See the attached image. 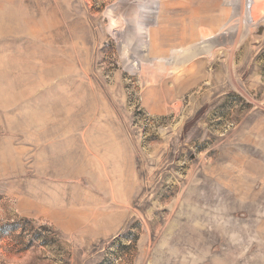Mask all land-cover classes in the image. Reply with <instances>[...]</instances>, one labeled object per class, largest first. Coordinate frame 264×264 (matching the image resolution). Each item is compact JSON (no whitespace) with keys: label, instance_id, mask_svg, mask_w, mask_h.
<instances>
[{"label":"rangeland","instance_id":"obj_1","mask_svg":"<svg viewBox=\"0 0 264 264\" xmlns=\"http://www.w3.org/2000/svg\"><path fill=\"white\" fill-rule=\"evenodd\" d=\"M0 264H264V0H0Z\"/></svg>","mask_w":264,"mask_h":264}]
</instances>
